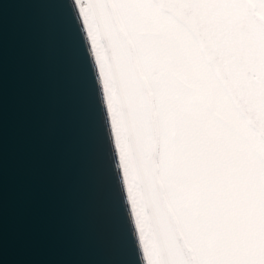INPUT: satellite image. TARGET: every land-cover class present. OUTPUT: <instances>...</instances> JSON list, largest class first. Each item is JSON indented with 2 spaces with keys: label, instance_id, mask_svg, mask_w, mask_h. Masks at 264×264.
I'll list each match as a JSON object with an SVG mask.
<instances>
[{
  "label": "snow or ice",
  "instance_id": "1",
  "mask_svg": "<svg viewBox=\"0 0 264 264\" xmlns=\"http://www.w3.org/2000/svg\"><path fill=\"white\" fill-rule=\"evenodd\" d=\"M142 264H264V0H75Z\"/></svg>",
  "mask_w": 264,
  "mask_h": 264
},
{
  "label": "water",
  "instance_id": "2",
  "mask_svg": "<svg viewBox=\"0 0 264 264\" xmlns=\"http://www.w3.org/2000/svg\"><path fill=\"white\" fill-rule=\"evenodd\" d=\"M74 0H0V264H142Z\"/></svg>",
  "mask_w": 264,
  "mask_h": 264
},
{
  "label": "bare ground",
  "instance_id": "3",
  "mask_svg": "<svg viewBox=\"0 0 264 264\" xmlns=\"http://www.w3.org/2000/svg\"><path fill=\"white\" fill-rule=\"evenodd\" d=\"M74 2H75V0H74ZM75 5H76V2H75ZM76 7L78 8V5H76Z\"/></svg>",
  "mask_w": 264,
  "mask_h": 264
}]
</instances>
